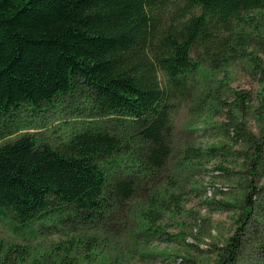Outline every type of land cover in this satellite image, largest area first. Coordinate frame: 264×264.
<instances>
[{
	"label": "trees",
	"instance_id": "trees-1",
	"mask_svg": "<svg viewBox=\"0 0 264 264\" xmlns=\"http://www.w3.org/2000/svg\"><path fill=\"white\" fill-rule=\"evenodd\" d=\"M263 19L264 0H0V119L55 105L81 124L58 143L0 130V222L25 240L0 236V264H134L150 254L146 242L180 243L184 229L166 220L180 219L186 176L166 168L171 106L189 87L206 89L197 106L224 109L218 131L247 150L185 143L176 169L250 153L242 170L216 166L244 185L209 202L237 210L211 264H264ZM242 59L258 85L254 105L249 91L231 88L228 100L221 80L208 86Z\"/></svg>",
	"mask_w": 264,
	"mask_h": 264
},
{
	"label": "rangeland",
	"instance_id": "rangeland-1",
	"mask_svg": "<svg viewBox=\"0 0 264 264\" xmlns=\"http://www.w3.org/2000/svg\"><path fill=\"white\" fill-rule=\"evenodd\" d=\"M262 22L264 24V19ZM245 67V60L242 59L231 64L227 72L223 69L216 70L217 82L215 84L208 85V82L204 80L205 75L202 71H197L192 76L195 75L194 80H198L200 83L204 82L205 85L211 86L213 89L217 85L216 83L221 80L217 92H220L224 99H232L231 88L249 91L251 93L249 103L254 105L256 104L257 93L255 91L258 85L256 79L248 73ZM159 77L163 80L162 74H159ZM187 86H190V83L187 82ZM203 90L206 91V89ZM204 91L189 87L187 96L176 98L170 111L172 152L167 163V175L178 179L180 177L177 174L186 177L181 182V190L185 195L181 196L180 219L175 221L167 218L166 221L169 224V230L173 232H178L179 227L184 229L181 237L183 239L180 243L179 240L170 243L164 241L146 242L148 244L146 250L150 254L135 260L134 264H192L190 260H195L200 264H211L215 258L211 252L212 245L223 244L235 227L237 210L211 209L209 202L213 198L230 199L238 196L237 194H240L244 183L239 177H225L216 166L219 164L226 169L242 170L244 166L241 165L244 162L242 158H249L250 153H244L241 159L233 157L231 154L205 157L199 162L200 164H196L194 169L189 172L176 169L178 151L185 143L193 146L201 145V147L226 143L232 147L231 150L239 149L241 153L247 150L241 145L231 146L218 131V123L225 119L224 109H201L197 106L196 99ZM236 115L241 116L242 112H237ZM256 119L258 120L257 115L254 117L250 112L246 114L248 127L254 134H257L260 123ZM80 126V122L75 119L72 111L67 110L64 106L57 107L55 105L45 107L40 112H34L24 107L6 123L0 119V130L7 133L12 131V134H8L6 139L15 138L24 132H34L37 136L51 143H58L61 139L68 137L71 132L79 129ZM225 171L227 172V170ZM229 189L232 190L226 194ZM220 192H224L223 195ZM8 222L6 219L0 222V236L10 241L24 242L25 240L21 237L13 234ZM121 247L127 249L125 237L121 242Z\"/></svg>",
	"mask_w": 264,
	"mask_h": 264
}]
</instances>
